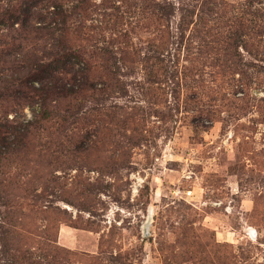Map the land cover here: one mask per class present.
Here are the masks:
<instances>
[{
    "label": "rangeland",
    "instance_id": "374dc122",
    "mask_svg": "<svg viewBox=\"0 0 264 264\" xmlns=\"http://www.w3.org/2000/svg\"><path fill=\"white\" fill-rule=\"evenodd\" d=\"M91 3L108 88L0 87V264H264V0Z\"/></svg>",
    "mask_w": 264,
    "mask_h": 264
},
{
    "label": "trees",
    "instance_id": "16d2710c",
    "mask_svg": "<svg viewBox=\"0 0 264 264\" xmlns=\"http://www.w3.org/2000/svg\"><path fill=\"white\" fill-rule=\"evenodd\" d=\"M67 2L0 0V27L6 30L0 36V63L14 67L0 87L11 96L20 94L26 99L24 92L33 90V84L38 82V92L43 96H37L40 109L33 113L34 123L51 117V102L67 99L71 103L84 91L98 93L108 88L102 76H113L117 70L119 60L108 46H99L96 27L86 25L100 5L76 0L69 7ZM75 13L78 23L72 21ZM31 35L37 36L31 40L34 45L28 39ZM38 36L44 41L40 49H35ZM91 46L92 51H87ZM15 52H20L21 57L16 58ZM66 76L71 77L72 86L67 87ZM64 112H69V108ZM1 130L5 132V125H0Z\"/></svg>",
    "mask_w": 264,
    "mask_h": 264
},
{
    "label": "water",
    "instance_id": "95a60500",
    "mask_svg": "<svg viewBox=\"0 0 264 264\" xmlns=\"http://www.w3.org/2000/svg\"><path fill=\"white\" fill-rule=\"evenodd\" d=\"M148 232H149V221H147L144 225L143 236H148Z\"/></svg>",
    "mask_w": 264,
    "mask_h": 264
},
{
    "label": "built area",
    "instance_id": "2783aa9c",
    "mask_svg": "<svg viewBox=\"0 0 264 264\" xmlns=\"http://www.w3.org/2000/svg\"><path fill=\"white\" fill-rule=\"evenodd\" d=\"M188 194H190V192H188Z\"/></svg>",
    "mask_w": 264,
    "mask_h": 264
}]
</instances>
